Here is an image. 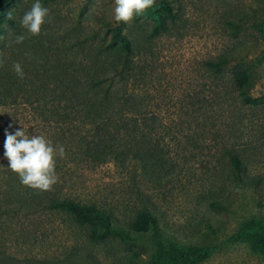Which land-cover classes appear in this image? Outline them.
Masks as SVG:
<instances>
[{"label": "trees", "instance_id": "16d2710c", "mask_svg": "<svg viewBox=\"0 0 264 264\" xmlns=\"http://www.w3.org/2000/svg\"><path fill=\"white\" fill-rule=\"evenodd\" d=\"M260 1L253 28L264 37ZM41 3L49 9V0ZM32 4L0 0V264H64L59 256L19 257L14 241L28 239L27 227H76L91 243L154 240L174 251L152 197H166L170 184L194 177L197 164L203 166L202 179L213 181L223 173L238 184H254L245 177L242 130L261 109L254 56L222 52L199 60L200 71L173 76L158 71L156 49L160 31L173 21L167 1L146 10L154 18L153 30L135 37L124 33L122 21L102 20L88 32L73 33L55 30L56 22L47 17L33 36L19 23ZM20 35L25 39L18 44ZM16 63L23 78L14 71ZM16 130L64 146L66 156L56 157L58 180L50 190L22 185L8 168L5 133ZM107 164L125 178L115 201L79 196L78 183ZM210 205L225 208L220 199ZM29 238L49 235L41 238L34 231ZM242 239L264 251V223L238 233L236 240ZM65 257L68 264L84 258L72 249Z\"/></svg>", "mask_w": 264, "mask_h": 264}, {"label": "rangeland", "instance_id": "374dc122", "mask_svg": "<svg viewBox=\"0 0 264 264\" xmlns=\"http://www.w3.org/2000/svg\"><path fill=\"white\" fill-rule=\"evenodd\" d=\"M159 1L171 4L174 13L169 16L173 18L169 28L161 30L157 38L159 72L172 71L175 76L180 71H200L199 60L232 50L255 57L256 96L261 109L242 127L247 147L245 177L254 184H238L223 173L213 181L202 179L199 174L203 173V166L197 164L194 177L170 184L166 197H152L151 202L158 205L160 228L173 239L174 251L154 240L91 243L76 227L57 225L27 227L28 239L14 241L19 257L33 254L44 260L59 256L65 261L72 249L84 256L72 264H264V251L254 248L246 239L236 240L238 233L252 231L257 224L264 223V59L261 58L264 37L253 28L254 17L259 15L257 11L263 3L260 0H155V4ZM49 3L47 18L56 22L55 30L88 32L102 20L119 23L113 18L114 0H49ZM231 21L238 26L231 25ZM125 25L124 33L130 37L145 35L153 30L154 18L136 15ZM124 180L116 166L103 165L78 183L77 194L86 200L109 197L114 202ZM147 186L152 187L149 183ZM216 199L225 208L211 206V201ZM145 202L149 201L145 199ZM34 231L41 238L44 233L49 238L40 241L29 238Z\"/></svg>", "mask_w": 264, "mask_h": 264}, {"label": "clouds", "instance_id": "9594fccd", "mask_svg": "<svg viewBox=\"0 0 264 264\" xmlns=\"http://www.w3.org/2000/svg\"><path fill=\"white\" fill-rule=\"evenodd\" d=\"M113 18L116 22L129 23L136 15H143L146 10L155 5V0H114ZM50 10L35 0L19 23L31 35L41 32L45 18ZM8 19H13L9 12ZM23 35L16 37V43H22ZM2 63V61H0ZM15 73L23 78L24 73L20 63L13 66ZM4 156L9 161V169L19 176L20 183L34 190L48 191L57 183L55 173L56 157L63 159L66 150L63 145H53L44 136L33 135L29 137L24 130L15 133H5Z\"/></svg>", "mask_w": 264, "mask_h": 264}]
</instances>
